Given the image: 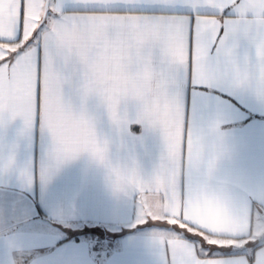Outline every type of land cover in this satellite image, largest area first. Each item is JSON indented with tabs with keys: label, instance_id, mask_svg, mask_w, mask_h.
<instances>
[{
	"label": "snow or ice",
	"instance_id": "1",
	"mask_svg": "<svg viewBox=\"0 0 264 264\" xmlns=\"http://www.w3.org/2000/svg\"><path fill=\"white\" fill-rule=\"evenodd\" d=\"M242 46L254 56L241 55ZM221 66L229 73L223 84L216 82ZM186 72L196 86L250 91L264 102V0H0V126L19 119L22 133L39 124L50 134L48 176L81 152L104 159L77 110L95 99L121 125L120 106L132 101L139 122L158 126L164 146L154 175L137 182V222L173 226L217 249L264 241V223L253 231L226 189L179 191L185 147L190 166L205 163L202 137L189 133L185 142ZM221 155L217 149L207 159L209 175ZM160 243L167 264H249L176 236L161 234ZM255 264H264V250Z\"/></svg>",
	"mask_w": 264,
	"mask_h": 264
},
{
	"label": "crops",
	"instance_id": "2",
	"mask_svg": "<svg viewBox=\"0 0 264 264\" xmlns=\"http://www.w3.org/2000/svg\"><path fill=\"white\" fill-rule=\"evenodd\" d=\"M240 52L254 56V48L242 46ZM66 98L73 99L69 89ZM181 98L185 142L193 133L205 145V163L199 168L190 166L186 147L183 160L178 161L181 195L186 197L198 184L226 189L232 208L246 214L256 231L264 223V102L250 91L196 86L190 72L183 77ZM87 109L96 118L98 136L107 142L111 164L134 166L142 178H151L161 163L163 141L158 129L138 121L136 104H121L120 115L127 121L121 125L114 124L106 107L95 99L88 101ZM22 128L19 119L0 126V264H167L161 234L179 237L215 257L247 258L249 264H255L264 250V241L255 238L243 247L217 249L183 230L129 231L116 248L97 249L89 237L61 227L138 223V195L116 191L108 168L86 153L48 176L53 163L50 134L39 124L28 133H22ZM217 149L222 155L209 175L206 161ZM154 223L163 225L138 224Z\"/></svg>",
	"mask_w": 264,
	"mask_h": 264
},
{
	"label": "clouds",
	"instance_id": "3",
	"mask_svg": "<svg viewBox=\"0 0 264 264\" xmlns=\"http://www.w3.org/2000/svg\"><path fill=\"white\" fill-rule=\"evenodd\" d=\"M229 78L228 69L221 66L217 71L216 82L219 84H223L227 82ZM80 112H83L85 119L87 121L89 130L92 134L93 139L95 140L96 144L103 150L104 159L101 161L98 157L93 156L91 152H81V154H88L94 160H96L101 165H104L109 170V178L112 181L113 187L118 192H130L135 191L137 182L141 178L139 172L134 166L121 168L119 166H114L108 159V145L105 140H102L97 134V127H96V118L92 115L86 106L82 107L81 109L77 110L76 114L78 115ZM110 120L116 124V122L112 119L110 115H108ZM158 129V126L155 128ZM159 130V129H158ZM214 147V145H211ZM77 156V157H78ZM76 157V158H77Z\"/></svg>",
	"mask_w": 264,
	"mask_h": 264
},
{
	"label": "rangeland",
	"instance_id": "4",
	"mask_svg": "<svg viewBox=\"0 0 264 264\" xmlns=\"http://www.w3.org/2000/svg\"><path fill=\"white\" fill-rule=\"evenodd\" d=\"M154 223L146 227H141L140 224L134 223L127 226H101L93 227L89 224H69L64 225L61 228H70V230H77L78 236H86L94 241L95 247L97 249L108 252L116 248L118 241L121 236L129 231H160L163 233H178L181 229H177L170 225H158ZM99 230V231H97ZM182 231V230H181Z\"/></svg>",
	"mask_w": 264,
	"mask_h": 264
}]
</instances>
